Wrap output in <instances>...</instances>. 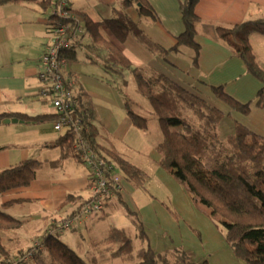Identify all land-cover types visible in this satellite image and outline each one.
<instances>
[{
	"label": "crops",
	"instance_id": "1",
	"mask_svg": "<svg viewBox=\"0 0 264 264\" xmlns=\"http://www.w3.org/2000/svg\"><path fill=\"white\" fill-rule=\"evenodd\" d=\"M146 1L154 10L155 19L139 15L134 6L128 7L126 12L152 40L164 48L172 47L176 43V36L184 29L179 11V4L184 0ZM119 8V0L71 2V9L76 14L86 16L92 22L114 17L115 10ZM195 13L203 22L231 27L245 20L264 17V0H199ZM99 32L103 38L114 42L133 66L144 68L147 73H162L203 99H213V105L224 113L219 125L222 137L234 131L235 123L264 136V106L255 104L261 82L248 73L241 58L221 41L208 36L201 25L196 35L199 44L196 64L193 63L195 52L189 47L182 46L178 51L162 57L149 52L132 35L119 42L104 25L99 26ZM82 33V44L76 46L65 73L74 80L75 95L81 96L92 111L97 143L113 149L147 177L154 176V180L168 188L162 192L157 189L150 195L144 194L146 192L141 194L139 188L121 174L124 189L120 198L123 202L139 216L143 224L162 231L170 230L168 241L157 237L154 241L150 240L151 247L159 252L179 247L193 261L207 260L209 264H244L221 241L216 227L198 211L182 186L159 167L160 154L156 145L162 134L159 139L149 142L146 131L133 126L122 96L107 82L101 63L87 58L89 50L84 45L91 41V37L84 29H81ZM50 38L48 14L34 3L0 6V113L52 116V108L39 96L41 83L37 77L39 60ZM250 43L257 62L264 68L262 55L254 51L256 46L264 47V37L252 33ZM221 85L238 101H252L250 112L242 114L218 100L211 87ZM52 120L46 117L38 123H0V147L6 146L0 150V170L28 158L46 162L58 159L60 148L52 145L63 132L52 128ZM87 174L88 170L80 160L69 157L58 167L47 165L39 169L37 178L29 185L3 192L0 205L5 204L4 211L24 220V224L10 234L15 245L28 240L21 230L38 234L52 220L72 213L74 205L62 204L67 194L83 199L89 196ZM167 197L171 198L166 201L164 198ZM169 206L175 209L177 216L169 211ZM120 208L122 206L115 198L101 212L85 219L79 228L85 234L91 233L97 237L92 241H100L113 226L111 219L119 213ZM96 229L102 230L100 236L95 234Z\"/></svg>",
	"mask_w": 264,
	"mask_h": 264
},
{
	"label": "trees",
	"instance_id": "2",
	"mask_svg": "<svg viewBox=\"0 0 264 264\" xmlns=\"http://www.w3.org/2000/svg\"><path fill=\"white\" fill-rule=\"evenodd\" d=\"M199 0H184L179 11L184 29L176 36V43L170 48L152 40L126 12L134 6L139 15L156 18L154 10L146 0H119L120 8L112 18L92 22L79 14L81 24L76 23L91 37L84 46L89 50L87 58L101 63L107 82L112 84L122 96L126 113L136 128L147 131V115L157 118L161 140L156 145L160 154L158 165L166 170L190 196L195 207L211 221L223 229L224 239L234 256L246 264H264V136H260L240 123H235L234 131L222 137L219 125L224 113L199 95L186 89L162 73L150 72L131 64L121 49L112 41L106 40L99 32L104 25L115 40L122 42L132 35L149 52L166 57L182 46L194 50L193 63L196 64L199 44L196 41L198 26L213 39L221 41L234 55L242 59L248 73L258 79L262 87L256 94L255 104L264 106V68L256 60L250 43V35L257 33L264 37V17L245 20L231 27L203 22L195 13ZM34 3L47 12L54 6L53 0H0V6L8 3ZM78 15V14H77ZM49 28V25H48ZM84 33L74 36L70 49L66 52L68 61L75 54L76 46L81 45ZM131 76L137 93L147 100L149 110L135 102L127 92ZM213 95L232 110L242 114L250 112L251 103L240 102L228 94L223 86H212ZM76 95L75 114L84 123V130L75 133L67 130L62 133L52 147L60 148V156L53 161L28 158L0 170V195L10 189L29 185L37 178V171L44 166L58 167L69 157L80 160L78 140L91 148L108 166H113L133 186H142L147 175L138 167L118 155L113 149L101 146L96 141L97 130L92 123V111ZM191 110L196 120L187 116ZM145 113V114H143ZM55 115L30 116L21 113H0V120L17 118L24 123H38ZM6 146L0 147V150ZM116 199L133 218L139 239L144 240L142 223L120 198ZM86 199L67 194L63 206H75L67 217L77 214ZM0 205V264H45L42 249L49 255L50 264H98L95 256H85L57 238L54 233H44L37 248L16 247L9 237L23 224ZM10 242V243H7ZM95 243H105L112 258H120L130 264H209L207 260L193 261L180 248L159 252L147 243L135 249L132 236L123 227L111 226L106 237ZM11 244V245H10ZM117 245L116 249H110ZM30 253V257L27 256Z\"/></svg>",
	"mask_w": 264,
	"mask_h": 264
},
{
	"label": "built area",
	"instance_id": "3",
	"mask_svg": "<svg viewBox=\"0 0 264 264\" xmlns=\"http://www.w3.org/2000/svg\"><path fill=\"white\" fill-rule=\"evenodd\" d=\"M54 6L48 17L50 41L46 44L39 60L37 77L41 83L39 96L49 105L55 117L52 128L64 132L72 130L80 133L85 126L80 116L75 114L77 107L74 93V80L66 76L68 64L66 52L70 49L74 36L79 35L80 16L71 9L72 0H53ZM80 152V161L88 170L89 196L79 212L71 217L54 219L51 227L57 230H69L81 224L89 216L101 212L111 200L123 192V179L113 166H108L91 148L85 146L82 140L76 142ZM50 233L51 228L49 229ZM61 232V231H60ZM37 248L40 244L33 243ZM30 257V253L27 258Z\"/></svg>",
	"mask_w": 264,
	"mask_h": 264
},
{
	"label": "rangeland",
	"instance_id": "4",
	"mask_svg": "<svg viewBox=\"0 0 264 264\" xmlns=\"http://www.w3.org/2000/svg\"><path fill=\"white\" fill-rule=\"evenodd\" d=\"M79 1L81 3H84L87 0H79ZM254 51L257 52L260 56L262 55L261 57L264 59V47H257L256 46L254 48ZM79 53L81 54L80 51H78V54ZM127 78H129L128 79L129 80V86L127 88L128 95L135 102H137L140 106H142L145 111H148L150 108H149V104L147 103V100L144 99L143 97H141L137 93L135 84L133 83V80H132L131 76L129 75ZM208 102L211 103V104H214V100L211 99V98H210V100L208 99ZM185 113L187 114V116L189 118H191L193 120H196V118L192 114L191 110H186ZM143 114H145V113H143ZM146 117L148 119V129L146 131L147 140L149 142H151L155 138H156V140L159 139L160 136H161V133H159L160 127H159L157 118L155 116H153V115H147ZM154 178H155L154 176H151L150 178L147 177V179L145 180L144 184L142 186L138 187L140 192H141V194L143 192H146L144 194L150 195L151 192H157V189L160 192L165 191L166 189H168V188H164L163 184L161 182H159L158 180H154ZM169 198H171V197H169ZM169 198L167 197V198H164V199L166 201H168ZM167 208L169 209V211L172 214L177 216V213L175 212V209L173 207L169 206ZM199 212H201V211H199ZM202 214L204 216H206L204 213H202ZM207 218L211 221V219L209 217H207ZM139 220L142 223V230H143L144 236H145L144 240L139 239L138 231H137V229L135 227V224L133 223V218L131 216H129L127 214L126 210H124L123 208L122 209L120 208L119 213L111 219V224L113 226L125 228V230L132 236L134 247H135L136 250L141 248V247H144L147 243L150 245V243H149L150 240L154 241V240L157 239V237H158L159 240H165V241L167 240L168 241V239H169L168 236H169V232H170L169 229H168V231H169L168 232L167 230H164V231L159 230L158 227H157L158 229L157 228L156 229L155 228H151L147 224H143V222H142V220L140 218H139ZM83 224H84V222H82L81 224H78L77 226H75L72 229L63 230V231L62 230L55 231L56 229H53L51 227V224H49L45 230H43L42 232H39L38 234H34V233L30 232V230H21V232L25 235V237L27 236L26 239H28V240H26V242H24L23 244H16V245H15V243H13V244L16 247H19V248H22V249H27L28 247H33L34 246L33 245L34 242H38L40 244L42 234L48 233L49 229L51 228V231L54 233V235L57 238H59L61 241H63L66 244H68L72 249L78 251L80 254H83L85 256H89V257L95 256L98 264H130L128 261H124V260H122L120 258H112L110 256V251H108L106 249L108 247L107 244H105V243H95L94 244V242H98V241H92L91 239L97 240V239H95L97 237H95V235L94 236L91 235V233L85 234L83 232V230L81 228H79ZM213 225L216 227L221 241L223 243H226V241L224 239V235H223V232H224L223 229H221L220 227H217L214 223H213ZM77 228H79V229H77ZM80 229L82 231V235L80 233ZM101 231H102L101 229H96V231H95L96 233L95 234L100 236V234H101L100 232ZM199 233H201V231ZM9 237L11 238L10 234H9ZM7 243H10V242H7ZM168 243H170V242H168ZM116 248H117V245H112L110 249L114 250ZM173 248H179V247H173ZM173 248H171V249H173ZM228 248L230 249L229 246H228ZM221 251H222V248H221ZM42 252H43L42 253V260L45 262V264H50L49 263V255H48L47 251L42 249ZM231 252H232V250H231ZM241 262H243V261H241ZM244 264H246V263H244Z\"/></svg>",
	"mask_w": 264,
	"mask_h": 264
},
{
	"label": "water",
	"instance_id": "5",
	"mask_svg": "<svg viewBox=\"0 0 264 264\" xmlns=\"http://www.w3.org/2000/svg\"><path fill=\"white\" fill-rule=\"evenodd\" d=\"M19 119L17 118H4L0 120V123H10V122H18Z\"/></svg>",
	"mask_w": 264,
	"mask_h": 264
}]
</instances>
